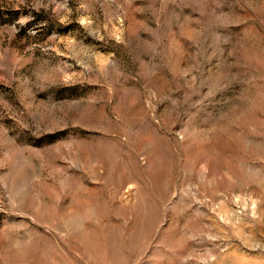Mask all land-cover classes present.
<instances>
[{"label": "rangeland", "instance_id": "374dc122", "mask_svg": "<svg viewBox=\"0 0 264 264\" xmlns=\"http://www.w3.org/2000/svg\"><path fill=\"white\" fill-rule=\"evenodd\" d=\"M0 264H264V0H0Z\"/></svg>", "mask_w": 264, "mask_h": 264}]
</instances>
